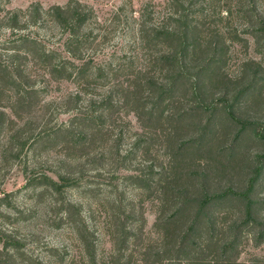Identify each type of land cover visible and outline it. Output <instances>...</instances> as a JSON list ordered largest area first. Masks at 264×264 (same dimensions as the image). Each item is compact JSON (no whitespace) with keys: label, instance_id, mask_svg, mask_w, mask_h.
<instances>
[{"label":"trees","instance_id":"trees-1","mask_svg":"<svg viewBox=\"0 0 264 264\" xmlns=\"http://www.w3.org/2000/svg\"><path fill=\"white\" fill-rule=\"evenodd\" d=\"M259 1L264 0H166L158 20L153 4L144 3L136 28L140 56L111 52L101 61L87 53L90 35L84 28L93 9L77 0L47 8L33 3L26 10H6L0 18V26L14 36L13 44H6L8 62L0 61V92L12 90L7 107L15 119L35 91L25 82L27 59L42 66L51 80L74 84L61 102L70 120L53 131L63 139L68 157L106 141L129 114L136 118L139 129L131 144L111 156L118 169L127 171L121 177L140 191V201L150 203L156 238L142 237L143 209H113L107 214L113 244L108 264H264L259 258L239 261L237 250L243 229L253 231L258 242L263 236L264 216L256 210L254 189L264 172V153L255 154L244 186L216 188L213 183L246 131L264 138V127L246 111L258 100L261 114L255 119L264 125L263 65L247 58L227 71L228 44L252 42L264 53V5ZM48 20L65 34L66 55L23 32L29 22ZM5 121L15 124L1 110L0 124ZM137 154L142 158L132 168ZM42 179L56 193L72 182L60 174L58 180ZM235 207L239 214L226 220ZM62 213L80 245L79 264H97L96 238L80 206L66 202ZM7 243L0 254L11 247Z\"/></svg>","mask_w":264,"mask_h":264},{"label":"rangeland","instance_id":"rangeland-1","mask_svg":"<svg viewBox=\"0 0 264 264\" xmlns=\"http://www.w3.org/2000/svg\"><path fill=\"white\" fill-rule=\"evenodd\" d=\"M68 1L1 0L0 18L6 10H26L33 3H40L47 8L55 4L64 6ZM77 1L93 9L94 15L84 28L90 35L87 44L91 45L87 53L95 54L96 60L101 61L107 59L111 52L118 56H140L138 44L141 43L136 33L139 10L142 4L150 2L154 6L155 20H158L165 13L166 0ZM262 2L259 1V4ZM23 32L66 55L62 46L65 34L52 21L29 22ZM12 38L14 36L1 24L2 62H8L10 51L6 44H13ZM228 45V72H233L247 58L260 61L264 67L261 47L257 49V45L252 42L248 46ZM24 62L25 82L33 86L35 91L29 99V107L20 113V118L15 119L7 107L12 90L5 87L0 92V111L4 110L8 117L15 120V124L7 121L0 124V249L5 242L12 244L2 250L0 264H79L80 245L62 213V206L66 202L80 206L83 217L93 230L97 264H108L112 252L113 244L106 228L109 220L107 214L113 209H143L146 221L142 237L155 240L156 234L152 228L154 214L150 203L140 201V191L121 177L127 171L118 169V164L111 156L112 151L124 152L131 144L134 133L139 129L135 116L129 114L123 119L124 122L129 121L128 125L122 122L124 124L113 127L106 141L97 140L85 148L82 154L73 153L75 156L68 157L69 150L61 147L63 139H58L57 133L53 131L70 120L71 113L63 112L65 109L61 102L67 93L74 90V84L67 80H51L42 66L33 64L29 59ZM261 77L260 98L264 100V72ZM248 106V116L255 120L256 126L264 127L263 122L255 119L261 114L258 100ZM48 132L50 135L44 136ZM257 153H264V138L253 137L246 131L230 155L229 166L223 172L215 173L214 187L244 186ZM141 158V154L135 155L128 165L132 168L138 166ZM57 174L70 176L72 181L71 186L65 187L60 193L41 183L43 175L58 180ZM254 197L257 200L256 210L264 216V172L256 183ZM238 209H232V217L226 220H233L239 214ZM239 239V261L250 262L259 258L264 263V229L260 242L254 238L253 231L247 232L245 229Z\"/></svg>","mask_w":264,"mask_h":264}]
</instances>
